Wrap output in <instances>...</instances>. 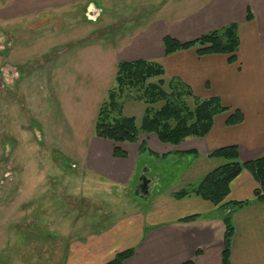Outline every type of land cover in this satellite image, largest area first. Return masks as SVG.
Returning <instances> with one entry per match:
<instances>
[{
  "label": "rangeland",
  "instance_id": "obj_1",
  "mask_svg": "<svg viewBox=\"0 0 264 264\" xmlns=\"http://www.w3.org/2000/svg\"><path fill=\"white\" fill-rule=\"evenodd\" d=\"M18 1L0 0V264L6 254L17 253L28 260L23 264H64L63 257L51 252H62L67 239L104 229L138 210L147 212L167 199L165 194L153 198L160 192L173 191L183 182L186 187L197 184L213 167L206 162L197 168L194 154L162 159L165 146L151 144L158 140L154 134L121 146L130 150V160L132 150L147 139V149L134 155H139L137 174L131 173L127 182L101 178L86 166L94 141L110 143L97 138L95 128L117 87L123 51L114 48L125 47L134 32L152 20L173 23L176 7L183 4L162 0L155 7L149 0H121L119 12L109 9L95 20L89 19L92 13L84 14L86 5H75L50 22L43 17L48 29H35L32 15L6 20ZM100 1L106 4L94 2L102 8ZM158 80L149 79L146 86ZM142 90L131 89L119 101L122 116L135 118L138 128L149 107L132 99L142 96ZM187 101L192 108L194 101ZM164 104L151 106L159 111ZM142 176L159 179L150 201L135 194Z\"/></svg>",
  "mask_w": 264,
  "mask_h": 264
},
{
  "label": "crops",
  "instance_id": "obj_2",
  "mask_svg": "<svg viewBox=\"0 0 264 264\" xmlns=\"http://www.w3.org/2000/svg\"><path fill=\"white\" fill-rule=\"evenodd\" d=\"M94 1L19 0L13 16L6 14V20L32 15L35 16V29H48L42 18H46V23L50 22L56 15L66 14L64 12L70 6L86 5V17L89 13L102 16L109 9L119 12L117 5L121 0H105L104 5L100 1L102 8ZM161 1L149 0L148 3L157 7ZM178 1L183 8L179 5L176 7L178 12L173 23L152 20L134 32L125 47L114 49L123 51L121 61H159L165 70V80L178 78L190 87L197 98L218 97L224 107L243 113L244 121L239 125L228 126L226 121L232 111L225 112L215 117L213 128L206 137L189 138L179 146L164 144L162 159L172 157V154L185 156L184 153L195 151L197 168L211 162L213 168L203 174V178L224 164L222 160L208 157L217 149L236 145L244 162L264 155V0ZM128 2L132 3L130 0ZM168 6L167 2L160 8L157 17H161ZM249 13L251 21L247 19ZM55 21H51L52 29L57 28ZM231 24L238 26L240 39L236 63H229L226 55L200 57L196 48L164 56L163 39L166 36L185 43ZM126 47L130 48L123 49ZM142 141L146 142L147 139ZM153 142L152 145L159 146L158 140L153 139ZM93 145V155L86 166L101 178L124 183L130 179L131 173L132 176L137 174L139 155L135 159L134 155L137 150L140 153V146L132 150L133 156L129 160L130 150L121 147L126 145L101 140L94 141ZM115 146L125 150L128 158H115ZM149 183V195L145 198L150 201L154 193L151 188H155L159 179H150ZM187 184L183 182L178 187L173 186V191L160 192L153 198L165 194L167 199L155 203L147 212L138 210L128 215L129 218L114 221L104 229L86 231L77 238L67 239L63 251H52L51 255L59 254L64 264H106L116 254L135 248V255L123 264H184L190 260H194L195 264H223L225 226L220 211L196 196L174 199L173 193ZM257 188L255 178L248 171H243L230 185L227 201L249 202L233 217V264H264V203L255 198ZM190 217L194 219L185 221ZM31 238L35 240V237ZM199 251L200 255L197 256ZM5 260L4 264L28 262L20 253L6 254Z\"/></svg>",
  "mask_w": 264,
  "mask_h": 264
},
{
  "label": "trees",
  "instance_id": "obj_3",
  "mask_svg": "<svg viewBox=\"0 0 264 264\" xmlns=\"http://www.w3.org/2000/svg\"><path fill=\"white\" fill-rule=\"evenodd\" d=\"M247 19L252 20L250 13ZM239 46L240 39L236 24L210 32L190 42L182 43L171 36L163 39L165 57L196 48L200 57L226 55L231 64L237 62ZM164 75L163 66L156 62L146 60L120 62L116 78L117 87L110 92L108 102L100 111L95 136L115 144H137L142 134H154L162 144L179 146L188 138L206 137L213 128L215 117L219 114L232 111L226 121L228 126L243 123V113L224 107L220 98L199 99L182 80L174 78L166 82ZM152 78H158V83L146 86L147 80ZM142 87H145V91ZM131 89L142 90L143 95L133 97L132 100L143 102L149 107L141 128H138L135 118L122 116V104L119 101ZM189 98L194 101L192 108L187 101ZM162 101H165V104L159 111L152 109L151 105ZM139 149L140 152L145 151L146 142L142 141ZM188 153L196 154L195 151ZM114 157L127 159L128 153L120 146H115ZM208 157L222 160L224 164L204 176L199 183L185 187L172 196L177 200L196 196L219 209L225 226L223 264H233L231 261V245L235 235L233 217L235 213L248 206L249 202L227 201L230 185L243 171L250 172L258 184V188L254 191L255 198L258 202L264 203V155L244 162L241 161L239 147L232 145L217 149ZM193 219L194 217H190L185 221ZM135 253V248L122 251L106 264H123ZM199 255L200 251L197 252V256ZM184 264H195V262L190 260Z\"/></svg>",
  "mask_w": 264,
  "mask_h": 264
},
{
  "label": "water",
  "instance_id": "obj_4",
  "mask_svg": "<svg viewBox=\"0 0 264 264\" xmlns=\"http://www.w3.org/2000/svg\"><path fill=\"white\" fill-rule=\"evenodd\" d=\"M90 20L91 19H93V20H95L96 19V16H92V17H90L89 18ZM141 181H142V178H141ZM140 181V182H141ZM147 182H145L144 184H146ZM147 184H146V189L144 188V189H142L141 190V188L140 187H138L137 189H136V192H135V194H137V195H141L142 197H146V196H148L149 195V190H147ZM146 190V191H145Z\"/></svg>",
  "mask_w": 264,
  "mask_h": 264
},
{
  "label": "flooded vegetation",
  "instance_id": "obj_5",
  "mask_svg": "<svg viewBox=\"0 0 264 264\" xmlns=\"http://www.w3.org/2000/svg\"><path fill=\"white\" fill-rule=\"evenodd\" d=\"M141 178H142V181H141L140 183H138V184L135 186V190H136L138 187H140L141 190L144 189V188L146 189V184L148 185V186H147V190H148V187L150 186V183H149V180H150V179H149L148 177H145V176H142ZM147 178H148L149 180H148ZM145 182H147V183L144 184ZM145 191H146V190H145Z\"/></svg>",
  "mask_w": 264,
  "mask_h": 264
}]
</instances>
